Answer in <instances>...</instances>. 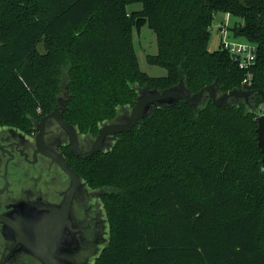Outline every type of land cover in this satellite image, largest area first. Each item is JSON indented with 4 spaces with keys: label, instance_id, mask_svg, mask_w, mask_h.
<instances>
[{
    "label": "trees",
    "instance_id": "obj_1",
    "mask_svg": "<svg viewBox=\"0 0 264 264\" xmlns=\"http://www.w3.org/2000/svg\"><path fill=\"white\" fill-rule=\"evenodd\" d=\"M218 13L240 18L235 35L256 45L248 70L208 49ZM145 24L158 46L147 61L165 76L139 66L133 32ZM181 78L193 94L213 83L218 95L255 92L224 107L208 93L197 109L156 107L108 150L87 160L69 153L87 186L103 187L108 241L95 264H264V0H0V125L31 126L64 93L65 120L98 133L135 105L137 88ZM137 175L148 180L121 186Z\"/></svg>",
    "mask_w": 264,
    "mask_h": 264
},
{
    "label": "flooded vegetation",
    "instance_id": "obj_2",
    "mask_svg": "<svg viewBox=\"0 0 264 264\" xmlns=\"http://www.w3.org/2000/svg\"><path fill=\"white\" fill-rule=\"evenodd\" d=\"M65 102L66 99L59 96L58 105L49 112L43 113L39 109V118H30L31 126L21 128L0 125V264H45L31 253L37 249V234L43 222H72L75 227L90 223V227L79 237L77 232L70 231L67 226L61 229L62 234L66 232L67 238H63L56 254L58 260L72 264H95L96 257L108 241L102 192L87 184L80 185L73 196L71 210L66 215L64 202L70 179L38 147L40 120L55 109L65 120ZM128 112V109H123L110 122L124 123ZM75 128L80 148L89 151L99 129L98 133H93ZM40 137L47 148L61 154L68 164L69 153L76 157L71 152L68 134L56 119L50 118L45 122ZM116 137L117 134L107 137L105 150L114 144ZM81 180L85 183L82 177Z\"/></svg>",
    "mask_w": 264,
    "mask_h": 264
},
{
    "label": "water",
    "instance_id": "obj_3",
    "mask_svg": "<svg viewBox=\"0 0 264 264\" xmlns=\"http://www.w3.org/2000/svg\"><path fill=\"white\" fill-rule=\"evenodd\" d=\"M257 91L262 95L264 100V90ZM254 92L255 90H233L222 95H218L215 83H213L201 88L197 93L193 94L192 91L186 86L184 78H181L177 85L161 91L158 89H150L148 87L137 88L138 96L136 103L129 110L127 116L125 117V122H104L100 124L99 134L89 151H83L80 148L75 126L65 122L62 114L59 113L57 109L44 116L40 120L39 124L41 133L39 134L38 147L44 155L51 158L53 162L57 163L70 179V186L67 192L66 201L64 202L66 215L67 211L71 210L74 194L78 191L80 185L86 186V183L82 182L80 175L69 166L68 162L62 157L61 154L47 148L43 144L40 136L42 135L43 126L48 119L54 118L57 120L62 129L69 136L71 152L76 157H81L82 159L86 160L91 158L96 153L105 151L104 147L106 145V139L109 135L131 132L134 127L139 126L142 119L151 116L154 112V108L156 107H171L176 105L180 100H183L186 104L197 109L205 93H208L212 103L215 106L224 107L232 98L237 100L245 99L248 102L250 96ZM257 121V141L263 155L262 164L264 166V114L259 115ZM65 226H67L70 231L77 232L79 237L83 231L90 227V223L85 226L75 227L72 222H43L37 234V249L31 253L41 258L45 264H72V262L65 260L62 261L56 258V254L58 253L59 248L62 246L63 238H67L66 232L62 234L61 230Z\"/></svg>",
    "mask_w": 264,
    "mask_h": 264
},
{
    "label": "rangeland",
    "instance_id": "obj_4",
    "mask_svg": "<svg viewBox=\"0 0 264 264\" xmlns=\"http://www.w3.org/2000/svg\"><path fill=\"white\" fill-rule=\"evenodd\" d=\"M142 9V4L137 3L128 6V11H138ZM228 20L229 32H230V42L237 44H249L250 42L242 36L235 35L234 28L235 25L241 23V19L235 16L227 17V14L218 13L212 22L211 26V35L208 44V49L210 51H215L219 48L220 44V35L218 34L217 27L222 23ZM134 45L138 57L139 66L142 71L148 73L151 76H165L167 71L165 68H162L157 65H151L147 61L148 55H155L158 52L157 39L153 30H151L148 25H143L139 29H134ZM42 49V45H40ZM64 99L66 96H63V93L60 95ZM259 112V113H258ZM257 114H264V105L260 107L259 110L256 111ZM148 180V176L146 175H137L131 176L128 178H120L121 186L123 187H135L140 184H143ZM99 188H103L102 186L96 185V190H100Z\"/></svg>",
    "mask_w": 264,
    "mask_h": 264
},
{
    "label": "built area",
    "instance_id": "obj_5",
    "mask_svg": "<svg viewBox=\"0 0 264 264\" xmlns=\"http://www.w3.org/2000/svg\"><path fill=\"white\" fill-rule=\"evenodd\" d=\"M217 31L220 35L219 47L227 50L229 54L238 61L241 69L248 70L253 64H255L256 45L251 42L249 44L231 43L228 20L222 22L217 27ZM248 82L249 78L244 80V84H247Z\"/></svg>",
    "mask_w": 264,
    "mask_h": 264
},
{
    "label": "crops",
    "instance_id": "obj_6",
    "mask_svg": "<svg viewBox=\"0 0 264 264\" xmlns=\"http://www.w3.org/2000/svg\"><path fill=\"white\" fill-rule=\"evenodd\" d=\"M223 14H224V13H223ZM228 16H229V17H231L232 15H230V14H227V17H228ZM239 19H240V18H239Z\"/></svg>",
    "mask_w": 264,
    "mask_h": 264
}]
</instances>
